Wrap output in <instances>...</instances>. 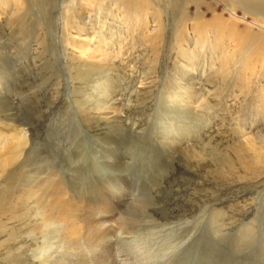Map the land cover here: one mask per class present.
Wrapping results in <instances>:
<instances>
[{
	"label": "rangeland",
	"instance_id": "rangeland-1",
	"mask_svg": "<svg viewBox=\"0 0 264 264\" xmlns=\"http://www.w3.org/2000/svg\"><path fill=\"white\" fill-rule=\"evenodd\" d=\"M70 1L0 3V137L13 133L14 125L28 128L35 157L45 168L34 171L38 166L32 157L30 173H25L55 179L57 166L73 176L64 185L48 186L50 214L61 215L62 203L69 200V208L77 207L91 220L69 219L65 232L81 230L79 245L84 247L114 234L111 258L118 254L125 264H264V22L254 15L259 13L242 0H234L237 17L226 9L230 0H169L187 17L182 24L172 5L164 9L153 2L152 13L161 15L140 18L146 20L143 25L132 17L122 24L107 16L104 32L108 35L113 26L116 38L100 43L94 0L85 5L86 0H76L79 6ZM199 24L217 27L194 30ZM77 25L88 29L76 33ZM121 45L126 46L120 50ZM85 62L113 71L117 94L102 101L122 109L121 128L129 130L103 148L116 150L128 163L122 175H129L133 191L142 196L132 217L85 205L106 186L91 176L88 158L92 148L100 151L104 131L84 120L75 103L82 99L78 91L91 94L96 83L106 81L92 76L80 84L75 67ZM9 90L12 107L6 100ZM10 113L16 116L8 122ZM163 128L172 133L169 141L160 136ZM164 144L177 145L181 157L172 156ZM34 201L17 208L15 217L0 218V264H49L56 255V234L43 235V219L26 221L35 214L25 209ZM143 207L154 221L142 218ZM120 216L137 221V229L126 227L125 235L121 229L108 232ZM73 238L61 236L66 262L74 254L66 252ZM86 261L100 264L93 256ZM104 264H110L109 258Z\"/></svg>",
	"mask_w": 264,
	"mask_h": 264
},
{
	"label": "bare ground",
	"instance_id": "bare-ground-1",
	"mask_svg": "<svg viewBox=\"0 0 264 264\" xmlns=\"http://www.w3.org/2000/svg\"><path fill=\"white\" fill-rule=\"evenodd\" d=\"M107 1H109L110 4L104 5V2ZM117 1L118 0L93 1V15H95L93 22H101L99 31L95 32V37L99 38L100 43H111V41L116 38L114 37L115 32L113 26L110 25L111 27L108 30V35L106 34V32H104L106 20L108 18L107 16L115 19L114 22L118 21L122 24H126L129 21L128 18L132 17L133 19H135L136 24L140 25L142 23L143 25V23L148 20V17L154 18L155 15H161V13H156L155 15L152 13L154 3L161 5L162 7H164V9H168L172 5V10L174 11L176 18H180L182 24H186L187 22V17L184 16L182 9L178 5L174 6L169 0H121L122 4H118ZM230 1L231 4L227 5L226 9L232 17H237V9L235 8L236 1ZM242 1L250 9V11L259 13H254V15L260 17L264 22V0ZM6 2L7 0H0V3ZM70 2L72 4L76 3L79 6L81 3L82 5H85V3H88L89 1L86 0L85 2H81L80 4H78L76 0H71ZM219 5H221V3ZM112 12H116L118 16H113ZM140 18H145L146 20L144 19L143 21H141ZM193 19L200 20L198 16H195ZM202 26H211L212 28L217 27L213 24H199L194 26L193 29L196 30ZM35 29L38 31V26H35ZM87 29L88 28L86 25H77V28H75L76 33H81L82 31L86 32ZM195 33L200 34V31L197 30ZM186 39L188 41L189 38L187 37ZM37 43L41 44L40 41H38ZM186 43L190 45V42ZM23 45H25V43H23ZM32 46H30L28 50L31 49ZM112 46L113 44H111V49ZM125 46L126 45H121L120 50L124 49ZM181 51H183L182 48ZM186 60L188 62H191L192 57L188 56L186 57ZM75 69L78 74H81V77L77 79L80 84L87 82L88 79H91L92 76H97L98 79H100L99 77H101L102 81H106H103V84L96 83L95 87L93 86V91L91 94L84 95L83 92L78 91L77 93H81L82 99L79 100V98H77V100L75 101L76 105H78V109L76 110L82 116V118L84 120H87L88 122L93 121L91 123L95 122L97 124L96 126L101 127L104 131V135L100 136V138L98 139L101 142L100 145L97 146L100 147V151H97L96 148H92V152L88 158L91 159V176H94L98 181L106 184V186L103 187L104 189H102L101 191L95 192L85 205L86 207H88L92 204V207L96 209V205L99 204L102 207L101 209L105 210V213L109 215L122 213V215H128L132 217V215L137 214L136 209L139 208L142 196L133 191V189L135 190V188H132V182H129V179H127L129 175H122L127 172L128 163L123 162L122 158H119L117 156L116 150H113L112 148H103V145L106 144L110 145L112 143L114 145L115 140L119 137H122L123 132L126 133L129 130L127 125H125L126 127H123V129L121 128V125L123 124V118L120 116V112H122V109H119V107H116L115 105H106V103L102 101V98H104L105 96L113 99V97H115L117 94V90L113 88L114 80L110 75L113 71L111 68H105L101 64H90L86 62L81 64V67H75ZM182 78L183 77H181V79ZM92 83H95V81H93ZM102 86L103 88H101ZM101 89H103V91L99 93L98 90ZM9 91L10 93L7 94L6 100L8 101L7 104L9 105V107H12L11 105H13V91ZM123 94L125 95L126 93H122L121 96H123ZM9 110L13 109L10 108ZM15 116L16 113L7 114V117H9L8 122L12 121V118ZM103 125L105 127H103ZM6 126L8 125L6 124ZM14 126L11 127L14 130L13 133L7 136L0 137V179L2 177L4 178L0 181L7 182V184L0 185V189H3L1 191L2 196H0V207L5 208L4 214L0 213V218L6 216L7 213L11 214V218L15 217V212L18 211L17 208L25 206L28 201L35 200L33 206L27 204L28 206L25 208L27 211H31L33 208L35 212L33 218L28 217L26 221H33L35 220L34 218L39 217L43 219V224L46 226L47 230V232L43 235L47 236L49 235V233H55L56 235H53V238L57 239L55 243H58L59 246L55 252L56 255L50 258L49 264H91L86 261V259L87 257L92 256L99 260L100 264H104L105 258H109L110 264H125L123 260L118 259L120 258L118 254L114 255L111 258L113 250L110 249L112 247L110 243L114 234L111 233L108 236H104L103 238L98 239L96 241L97 243L93 242L92 247H84L79 245V240L81 237H83L81 230L76 231L75 233L65 232L69 227V219H72L75 222L80 221L83 224L91 220V217L89 215L83 214L82 211H79L77 207L74 206L73 208H69V200H66V202L62 203L65 209L61 215L55 218V216L50 214V212H53V208L47 205L48 199L52 196L47 190L48 186H50V184L52 183L64 185L65 180L73 179V176H71V173L69 171H67V173L61 171L57 166V177H55V179H53V177H51V175L49 174L38 176L28 175L27 173H30L29 163L32 161V157H35L36 155V144L32 142L31 130L29 131L28 128L25 127L19 128L18 130ZM11 128H8V130ZM178 129L182 132L186 130V128L181 126V124L178 126ZM170 134H172L170 131L163 128L160 136L163 137L164 141H169L168 138H170ZM180 137L184 138L183 135H180ZM164 145L165 147H168V151L171 152L172 156L181 157V150L177 145ZM32 146L34 148H32ZM54 154L58 156L59 150H55ZM72 158H76L73 153L71 154V159ZM35 160L36 166L38 167L34 169V171H40L45 168V164L42 163V160L39 159L38 155L35 157ZM99 160L100 164L98 162ZM100 165L104 167L100 168ZM65 170H68L66 165ZM114 172L116 174H114ZM5 174L6 176H4ZM121 184L124 186H122ZM131 195L133 197H131ZM143 209L144 211L142 214V218H148V222L154 221V218L152 217L148 209L146 207H143ZM76 212H78V214ZM113 222L115 223V225H111L110 227L112 228H109L108 232L115 233L116 230L121 229L122 232H120V234L125 235L127 232L125 233L123 230L126 227L131 230L137 229V221L133 220L132 218H123L122 216H120L117 220H113ZM138 222H140V220ZM65 234H74V238L69 239L66 244V252L74 253L69 259H67V262L66 259L60 254L61 236ZM100 249H104V251H101ZM163 253L168 255L167 253L169 252L168 250H166L163 251ZM127 264L130 263L127 262Z\"/></svg>",
	"mask_w": 264,
	"mask_h": 264
}]
</instances>
